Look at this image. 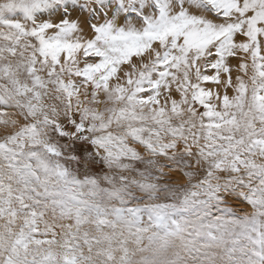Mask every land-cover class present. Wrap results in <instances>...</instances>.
Returning a JSON list of instances; mask_svg holds the SVG:
<instances>
[{
    "label": "snow or ice",
    "instance_id": "snow-or-ice-1",
    "mask_svg": "<svg viewBox=\"0 0 264 264\" xmlns=\"http://www.w3.org/2000/svg\"><path fill=\"white\" fill-rule=\"evenodd\" d=\"M0 264H264V0H0Z\"/></svg>",
    "mask_w": 264,
    "mask_h": 264
},
{
    "label": "rangeland",
    "instance_id": "rangeland-1",
    "mask_svg": "<svg viewBox=\"0 0 264 264\" xmlns=\"http://www.w3.org/2000/svg\"><path fill=\"white\" fill-rule=\"evenodd\" d=\"M231 94V93H230ZM242 207H244V208H247L248 206L246 205V204H243V205H241ZM250 210V209H249ZM130 246V248H135L136 247V245L135 244H130L129 245ZM94 252H95V249L93 250ZM85 253H87V249L85 248ZM149 253L148 252H144V253H137V255H148ZM117 255H119V253L117 252Z\"/></svg>",
    "mask_w": 264,
    "mask_h": 264
}]
</instances>
